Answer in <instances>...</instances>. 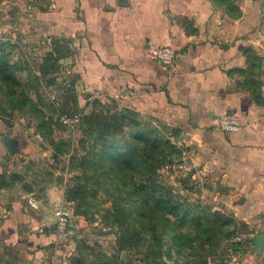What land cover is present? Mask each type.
Returning <instances> with one entry per match:
<instances>
[{"label":"crops","instance_id":"0c3cea01","mask_svg":"<svg viewBox=\"0 0 264 264\" xmlns=\"http://www.w3.org/2000/svg\"><path fill=\"white\" fill-rule=\"evenodd\" d=\"M18 6L34 11L30 28L42 47L53 40L66 45L54 78L64 74L78 101L113 97L175 129L181 159L212 208L231 210L248 226L264 223V104L243 86L244 51L264 56V0H27ZM162 46L176 54L172 67L153 57ZM226 113L239 120L240 131L219 128ZM5 136L0 122V173L8 184L0 188V264L64 261L54 208L71 209L65 183L29 170L17 171L22 182L9 184L10 156L18 152L8 151ZM71 213L73 231L81 216Z\"/></svg>","mask_w":264,"mask_h":264},{"label":"trees","instance_id":"16d2710c","mask_svg":"<svg viewBox=\"0 0 264 264\" xmlns=\"http://www.w3.org/2000/svg\"><path fill=\"white\" fill-rule=\"evenodd\" d=\"M2 47L3 44L0 43V90L9 99L21 97L19 100L25 105L28 97L19 86L15 75L20 67L10 62ZM46 48L42 59L32 68L33 75L35 80H47L53 85L54 74L58 70L57 61L66 56L67 47L53 40ZM244 53L248 62V76L243 86L249 90L257 104L263 105L262 58L252 49H246ZM50 75L51 77H48ZM64 95L67 96L66 103L70 104L68 103L69 106L61 112H64L66 119L77 121L85 136L78 140V144L81 149H88L84 154L69 156L67 174L74 169L80 170V173L72 175L70 183L64 184V199L72 204L73 216H86L89 197H94L104 182L108 188L106 190H110L111 198V205L104 210V214L111 217V223L118 230L119 253L135 247H145L142 260L146 264H165L162 256L165 239L168 237L172 247L181 252L186 250L188 255L193 254L192 259L186 256L184 260L174 264H207L208 256L220 257L228 248L237 251L241 244L231 241L235 233L253 232L246 223L238 222L231 214L211 211L210 205L199 208L190 204L194 208L191 217L188 218L190 212L182 216L180 204L173 209L170 207L172 199L168 201L160 199L163 190L166 192L165 196L173 197L171 187L161 185L152 179L161 163L181 160V148L175 149V145L165 140L156 127L143 130L140 123L135 124L137 114L132 110L122 109L111 113L110 110L97 108L99 102L93 99L89 102L93 103V108L83 113L77 106V98L71 87L64 90ZM70 109L71 112L68 114L67 110ZM162 128L167 129L164 126ZM120 140L124 144L121 145ZM140 150L144 152H139ZM173 154L174 157H171ZM52 156L57 158L58 153ZM154 162L158 164L155 165ZM46 174L47 172H44V178ZM5 177L0 173V188L8 186L4 181ZM22 177L23 175L12 172L7 178L9 184H14L21 183ZM198 211L201 215L197 214ZM169 214L174 217L173 221L167 217ZM190 224H193V229L188 231L187 226ZM74 260L75 263H79L77 257H74ZM93 264L130 262L120 261L115 252Z\"/></svg>","mask_w":264,"mask_h":264},{"label":"rangeland","instance_id":"374dc122","mask_svg":"<svg viewBox=\"0 0 264 264\" xmlns=\"http://www.w3.org/2000/svg\"><path fill=\"white\" fill-rule=\"evenodd\" d=\"M26 1L0 0V43L3 44L2 48L5 49L10 62H14L17 67H20L15 75L19 86L28 97L26 104L23 105L19 100L21 97H10L9 99L0 90V122L4 124L7 135L17 141L16 148H18V153L10 156L9 171L10 173H18L17 171L23 173L25 170L36 171L35 173L45 171L47 172L43 179L45 181L55 178L57 175V179L61 183H70L71 176L80 173V170L74 169L68 175V159L70 155H81L88 151V149H81L78 144V140L85 136L77 121L63 122L65 116L61 110L70 104V102L66 103L67 96L64 95V90L68 88L69 82L66 76L58 75L56 77L58 79H55L53 85L47 80L34 79L32 68L42 59L47 48L42 47V43L38 42L39 39L35 38L33 26L30 28V25L34 23V11H22L18 6ZM262 65L264 67V56ZM262 81L264 83V78ZM93 99H97L99 102L100 107L97 105V108L110 110L111 113L122 109L123 111L131 110L125 105H118L113 97ZM77 102V106L83 113H87L93 108V103L83 104V100H77ZM128 104L127 106H129ZM67 111L69 114L71 109ZM134 120L135 124L140 123L143 130L156 127L158 131H161L165 140H169L175 145V149L181 148L178 143L179 134L175 129L162 128V125L157 124L153 117H141L137 114ZM119 143L124 144L122 140ZM139 152L144 151L140 150ZM54 153H58L57 158L52 156ZM171 157H174V154ZM154 164L157 165L158 162H154ZM180 164L182 168L179 167ZM190 172L186 161L181 159L171 163H161L152 178L160 182L161 185L171 187L173 197L165 196L166 192L163 190L160 199L162 201L172 199L173 203L170 204V207L173 209L177 207V204H180L182 216L186 212L191 213L194 210L193 205L199 208L210 205L208 194L197 191L198 186L195 179L189 176ZM106 189H108L106 184L102 182L95 196L89 197L87 215L81 216L80 221L76 223V228L73 231L70 229L69 234L58 244L59 249L62 250L61 257H64L65 263L68 261V264H93L99 263L105 257H110L116 252V257L122 262L146 264L142 260L145 247H135L120 253L117 251L118 230L111 223V217H106L104 214V210L111 205L110 190ZM70 210H73L72 206ZM211 211L219 210L212 208ZM223 213L231 214L234 217L231 210H223ZM197 214L201 215V212L198 211ZM191 215L192 213L188 218ZM167 217L171 221L174 220L170 214ZM187 227L188 231H191L193 224ZM248 227H251L252 233H235L231 239L232 242L241 244L236 252L228 248L220 257L208 256L207 264H264V248L259 254H254L251 251L253 234L264 233V223L260 222ZM165 240L162 256L165 264L180 262L186 256L192 259V253L188 255L186 250L178 251L171 246L170 238L166 237ZM123 252H125L126 260L121 259ZM74 257H77L79 263H75ZM62 260L63 258H61Z\"/></svg>","mask_w":264,"mask_h":264},{"label":"built area","instance_id":"2783aa9c","mask_svg":"<svg viewBox=\"0 0 264 264\" xmlns=\"http://www.w3.org/2000/svg\"><path fill=\"white\" fill-rule=\"evenodd\" d=\"M154 59L165 67H172L176 54L169 46H162L153 52ZM63 122H68V119H63ZM218 126L222 131L235 133L240 131L241 123L238 119L230 114H224L218 119ZM181 167V164L180 166ZM182 168V167H181ZM55 238L57 244L65 239L71 228L72 213L71 210L63 205L55 206ZM57 264H65L64 261H59Z\"/></svg>","mask_w":264,"mask_h":264},{"label":"water","instance_id":"95a60500","mask_svg":"<svg viewBox=\"0 0 264 264\" xmlns=\"http://www.w3.org/2000/svg\"><path fill=\"white\" fill-rule=\"evenodd\" d=\"M4 144L10 153H14L17 151V148H16L17 141L12 139L11 137L5 136L4 137ZM251 243L253 246L252 250H251L252 253L259 254L262 251V249L264 248V233L263 232L254 233L253 237L251 239ZM121 259L126 260L125 252L122 253Z\"/></svg>","mask_w":264,"mask_h":264}]
</instances>
